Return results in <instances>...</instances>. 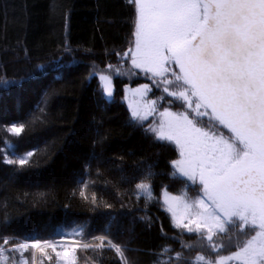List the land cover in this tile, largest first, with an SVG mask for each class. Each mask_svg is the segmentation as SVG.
I'll use <instances>...</instances> for the list:
<instances>
[{"label":"trees","instance_id":"16d2710c","mask_svg":"<svg viewBox=\"0 0 264 264\" xmlns=\"http://www.w3.org/2000/svg\"><path fill=\"white\" fill-rule=\"evenodd\" d=\"M134 20L130 0H0V236L62 240L83 229L91 242L109 225L114 243L131 249L129 264H157L177 252L180 264H190L197 251L208 253L182 247L196 244L195 234L176 229L163 205L164 190L193 199L199 184L173 177L175 145L133 126L123 102L126 84L151 78L116 79L108 100L96 76L108 65L133 71L122 55ZM160 107L184 110L167 96ZM21 124L19 136L7 131ZM5 156L28 162L10 165ZM149 166L153 199L146 202L134 193ZM164 248L171 252L158 255ZM24 255L29 264H52L34 250ZM77 257V264H121L109 248L78 249Z\"/></svg>","mask_w":264,"mask_h":264},{"label":"snow or ice","instance_id":"6c2138e0","mask_svg":"<svg viewBox=\"0 0 264 264\" xmlns=\"http://www.w3.org/2000/svg\"><path fill=\"white\" fill-rule=\"evenodd\" d=\"M130 2L134 40L122 59H130L133 69L148 75L184 109L159 111L157 100L146 98L151 91L147 84L134 90L139 100L129 104L133 126L144 128L158 112V122L145 132L175 145L179 159L172 161L174 178L199 184L200 194L193 199L186 190L163 192L173 226L195 234L197 243L182 247L209 250L197 251L190 264H264V0ZM112 68L108 65L109 72ZM120 74L116 68L115 75ZM98 78L104 97L111 100L112 75L100 72ZM204 117L210 128L227 130V135L203 127ZM23 130V124L7 129L16 136ZM4 162L23 166L28 161L5 156ZM152 176L149 166L135 183L138 200L153 199ZM112 235L106 225L103 234L92 236L93 242L83 239V229H73L63 240L0 236V264H29L24 254L30 250L52 264H77L78 249L89 248H109L121 264H129L125 253L131 249L114 243ZM170 252L164 248L158 255ZM184 259L177 252L157 264Z\"/></svg>","mask_w":264,"mask_h":264},{"label":"rangeland","instance_id":"374dc122","mask_svg":"<svg viewBox=\"0 0 264 264\" xmlns=\"http://www.w3.org/2000/svg\"><path fill=\"white\" fill-rule=\"evenodd\" d=\"M116 68H119V70H120L121 74L119 76L115 75ZM139 72L140 71L138 69H133V71H131L127 66H125V64H122L121 66L112 68L111 72H109V70H108L107 72H104V73L112 75V78H113V90H114V95H115V91H116L115 80L116 79L120 78V79H124V80H129L131 82V81L136 80V79L139 78V76H138ZM96 76L98 78V74ZM98 81H99L100 85L103 88L102 82L99 80V78H98ZM144 84H147L149 86V88L151 89V91L147 94L146 98L149 99V100L156 99L157 100L158 110L162 111L164 109V108L160 107L162 99H159V98L163 97V96H167V95H166V93H164L162 91V87H157V85L153 82L152 79L150 80V83H142V84L135 85V86H133L131 83L126 84L124 86L123 102L126 104V106L129 109V104L130 103H135L137 100H139V97H134V95H133L134 90L139 88L140 86H142ZM126 89H127V91H126ZM160 92H161V95H160ZM114 95L111 98V100L114 99ZM169 109L172 110L171 108H169ZM172 111H174V110H172ZM158 119H159V117H158V112H157L155 117L150 116L148 118V120L144 122V126L148 127L150 124L158 122ZM203 119L208 120L207 117H204ZM208 126L209 127H206V128H210V124H208ZM210 130L217 132L216 128H214V127H211ZM217 134H219V133L217 132Z\"/></svg>","mask_w":264,"mask_h":264}]
</instances>
